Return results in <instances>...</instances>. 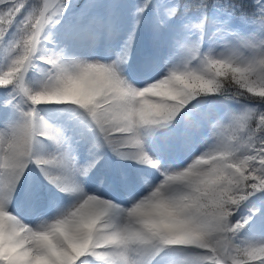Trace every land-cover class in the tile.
Segmentation results:
<instances>
[{
	"label": "snow or ice",
	"instance_id": "6c2138e0",
	"mask_svg": "<svg viewBox=\"0 0 264 264\" xmlns=\"http://www.w3.org/2000/svg\"><path fill=\"white\" fill-rule=\"evenodd\" d=\"M0 264H264V0H0Z\"/></svg>",
	"mask_w": 264,
	"mask_h": 264
},
{
	"label": "bare ground",
	"instance_id": "6f19581e",
	"mask_svg": "<svg viewBox=\"0 0 264 264\" xmlns=\"http://www.w3.org/2000/svg\"><path fill=\"white\" fill-rule=\"evenodd\" d=\"M52 2H54V0H52ZM140 68H141L142 71L145 72V74L142 76V78H147V76H149V70H150V69L143 68L141 65H140ZM108 160H109V163H108V165H107L106 167H101V166L98 165V168H97V171H96V174H95V175H97V174H102V173H104V172L107 170V168H112V167H114V164H112V161H114L115 158H114V157H111V155L108 154ZM103 164H104V162L102 161V165H103ZM27 175H28V180H26V181H22V184L24 185L23 194L25 195V197H26V195H27L28 185H29L31 179L33 178L34 174H27ZM90 186H91V182H89V184H88V187H89L90 189H96V190H99V191H101V192H105L106 194H109V195H112V193H113V192H112V193L110 194L109 191H107L105 188L97 189V188H95V187H90ZM114 194H115V193H114Z\"/></svg>",
	"mask_w": 264,
	"mask_h": 264
},
{
	"label": "rangeland",
	"instance_id": "374dc122",
	"mask_svg": "<svg viewBox=\"0 0 264 264\" xmlns=\"http://www.w3.org/2000/svg\"><path fill=\"white\" fill-rule=\"evenodd\" d=\"M140 65H141V64H140V60H139V57L137 56L135 62L133 63V67H132V69H131V72H132V75H133L134 77H137V78H141V79H143L142 76L145 74V72L141 70ZM35 74H36L37 76L39 75L38 70L36 71ZM152 74H153V70L150 69V70H149V76L152 75ZM147 77H148V76H147ZM240 99L242 100V98H240ZM90 182H91V186H90V187H95V188H97V189L105 188L104 186H101L100 184L96 183V182L93 181V180H91ZM105 189H106L107 191H109L110 194L112 193L111 189H110L108 186H106ZM112 195H115L114 192L112 193Z\"/></svg>",
	"mask_w": 264,
	"mask_h": 264
}]
</instances>
